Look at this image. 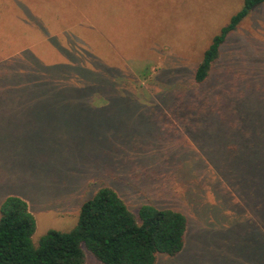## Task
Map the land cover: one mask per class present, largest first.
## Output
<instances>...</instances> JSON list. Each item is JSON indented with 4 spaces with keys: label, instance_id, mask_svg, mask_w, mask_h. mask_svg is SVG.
I'll list each match as a JSON object with an SVG mask.
<instances>
[{
    "label": "rangeland",
    "instance_id": "obj_1",
    "mask_svg": "<svg viewBox=\"0 0 264 264\" xmlns=\"http://www.w3.org/2000/svg\"><path fill=\"white\" fill-rule=\"evenodd\" d=\"M244 2L0 0V217L24 199L38 246L109 188L136 218L152 205L196 223L156 264H264V4L227 37L208 95L192 90Z\"/></svg>",
    "mask_w": 264,
    "mask_h": 264
},
{
    "label": "trees",
    "instance_id": "obj_2",
    "mask_svg": "<svg viewBox=\"0 0 264 264\" xmlns=\"http://www.w3.org/2000/svg\"><path fill=\"white\" fill-rule=\"evenodd\" d=\"M262 4L264 0H245L214 37L195 73L193 92L208 95L211 86L207 91L203 86L221 58V47L250 11ZM193 223L183 213L152 205L142 206L136 218L115 191L102 188L83 203L74 230H51L36 246V220L30 207L21 197L11 196L1 208L0 264H85L83 245L103 264H156L159 255L175 257L182 252Z\"/></svg>",
    "mask_w": 264,
    "mask_h": 264
}]
</instances>
